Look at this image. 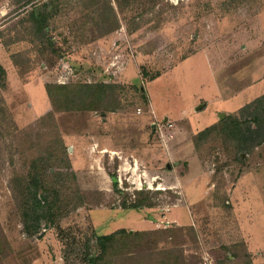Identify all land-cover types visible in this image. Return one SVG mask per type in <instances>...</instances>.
I'll return each mask as SVG.
<instances>
[{
    "label": "rangeland",
    "instance_id": "374dc122",
    "mask_svg": "<svg viewBox=\"0 0 264 264\" xmlns=\"http://www.w3.org/2000/svg\"><path fill=\"white\" fill-rule=\"evenodd\" d=\"M95 1L0 0V264H264V142L230 136L264 97V0H112L104 36ZM77 82L117 98L55 110L46 84ZM141 189L151 206L130 208ZM119 228L134 235L102 248Z\"/></svg>",
    "mask_w": 264,
    "mask_h": 264
},
{
    "label": "trees",
    "instance_id": "16d2710c",
    "mask_svg": "<svg viewBox=\"0 0 264 264\" xmlns=\"http://www.w3.org/2000/svg\"><path fill=\"white\" fill-rule=\"evenodd\" d=\"M51 1V0H50ZM126 5H129L132 1L134 4L135 0H124ZM54 2V1H53ZM118 6L121 7L120 0H117ZM27 3V2H26ZM102 3L101 6H99ZM145 5V1L142 3ZM25 5V4H24ZM32 10L28 11L29 17L31 20L36 23L39 29H47L49 27V21L51 20V15H53V10L48 2H43L39 4ZM95 9L94 11L98 14V18L94 19V23L98 24V27L103 28L104 30L99 34V36L107 35L120 27V21L118 13L115 10L112 0H98L94 2ZM27 11V10H25ZM95 24V25H96ZM38 29V28H37ZM52 42L51 40H49ZM4 70L2 67H0ZM119 86L113 83L106 82H77L70 84H58V83H47L46 91L52 102V105L55 110L61 111H87V110H97L96 107L99 104H106L112 100L115 96L117 98V92ZM263 100L264 97L256 98L253 102L244 105L241 107L240 111L235 115L236 119L233 121L230 126V136L234 140L235 146L238 150H244L257 146L264 142V116L258 110L262 108L263 110ZM259 103V105H258ZM116 107L108 105L105 108V111H113ZM242 116L244 120L241 119ZM251 117L250 122H256L257 127L253 128L250 122L246 117ZM216 129V126H210L200 132L199 137L208 136L213 130ZM115 186H118V182L114 183ZM38 189L32 192L35 198V207L32 209L34 216V223L31 225L35 230L39 228L42 218H45V215L42 213L44 210V205L37 198ZM147 190H136V200L130 208H140L142 206H151L146 204L149 200ZM124 205H126L124 203ZM126 208L128 206H125ZM48 209L47 213H49ZM28 228V227H27ZM134 235L131 231H127L125 228H120L113 231L110 234H105L99 236V244L103 247L112 243L114 241L118 242L119 238H130ZM107 251V250H106ZM105 254L100 252L98 256L88 255V264H105Z\"/></svg>",
    "mask_w": 264,
    "mask_h": 264
},
{
    "label": "crops",
    "instance_id": "0c3cea01",
    "mask_svg": "<svg viewBox=\"0 0 264 264\" xmlns=\"http://www.w3.org/2000/svg\"><path fill=\"white\" fill-rule=\"evenodd\" d=\"M225 100H226V99H225ZM198 101H199V100H198ZM198 101H197V102H198ZM197 102H196V103H197ZM51 105H52V104H51ZM204 106H205V104L199 105V106L196 107V110H200V109L204 108ZM167 119H168V118L166 117V120H167ZM210 124H212V123H210ZM210 124H209V125H210ZM105 149H107V147H105ZM125 165H126V162H125ZM168 165H170V163H168L167 166H168ZM121 166H122V165H121ZM170 166H171V165H170ZM169 168H171V167H169ZM124 169H128V168H127V167H126V168L124 167ZM133 170H134V168H133ZM113 177H115V176H113ZM119 181H120V178H119V177H118V181H115L114 178H113V182H114V183H115V182H119ZM119 229H120V228H119Z\"/></svg>",
    "mask_w": 264,
    "mask_h": 264
},
{
    "label": "water",
    "instance_id": "95a60500",
    "mask_svg": "<svg viewBox=\"0 0 264 264\" xmlns=\"http://www.w3.org/2000/svg\"><path fill=\"white\" fill-rule=\"evenodd\" d=\"M225 116H226L225 113H220V115H219V117H220L221 119H223ZM168 167H171V166L168 165ZM114 180H115V181H118V178H117V177H114Z\"/></svg>",
    "mask_w": 264,
    "mask_h": 264
}]
</instances>
